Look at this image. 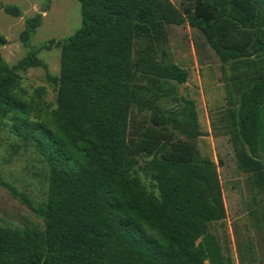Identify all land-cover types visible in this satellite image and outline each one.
Masks as SVG:
<instances>
[{
  "label": "trees",
  "instance_id": "trees-1",
  "mask_svg": "<svg viewBox=\"0 0 264 264\" xmlns=\"http://www.w3.org/2000/svg\"><path fill=\"white\" fill-rule=\"evenodd\" d=\"M77 1L79 27L45 43L60 48L59 75L48 74L54 108H40L20 87L19 70L46 68L35 52L11 66L0 54V121L11 120L47 167L46 196L35 204L0 173V187L43 220V227L0 225V264H230L207 229L226 213L217 166L196 144L207 134L193 101L157 110L166 94L144 99L138 81L187 80L184 67L154 59L169 23L199 29L222 62L264 59V0H188L183 13L169 0ZM3 9L20 14L13 4ZM41 17L25 19V45ZM236 27L253 33L249 42H229ZM141 109L148 114L136 119ZM236 119L250 155L264 158V79L240 93Z\"/></svg>",
  "mask_w": 264,
  "mask_h": 264
},
{
  "label": "rangeland",
  "instance_id": "rangeland-1",
  "mask_svg": "<svg viewBox=\"0 0 264 264\" xmlns=\"http://www.w3.org/2000/svg\"><path fill=\"white\" fill-rule=\"evenodd\" d=\"M179 12L188 0H169ZM13 4L20 14H7L3 7ZM47 8L43 11V8ZM41 13V23L25 45L21 32L25 19ZM230 25V22H228ZM80 25L77 0H0V33L7 43L0 45L2 59L13 65L29 51L46 64L19 70V84L26 97H33L42 109L56 106V84L48 77L58 76L60 48L50 40H62ZM231 26V25H230ZM166 39L154 53L156 61L176 63L187 69L188 77L178 84L170 80L143 78L138 96L153 101L154 92L166 94L155 101L157 110H177L180 98L193 101L198 127L207 135L196 139L203 157L217 166L226 216L210 222L208 231L223 248H227L230 264H264V158L252 157L242 141L236 112L239 95L255 78L264 79V59L240 57L222 62L202 32L189 25H165ZM253 33L240 27L230 28L229 42L245 44ZM217 36H220L218 32ZM143 43H136L135 49ZM250 50L249 47L245 51ZM136 119L146 111L133 112ZM11 120L0 121V173L18 190L28 194L34 204L43 201L47 188V167L33 145L17 137ZM142 181L148 185L147 179ZM0 225L43 227L39 218L25 203L0 187ZM207 264V262H206Z\"/></svg>",
  "mask_w": 264,
  "mask_h": 264
}]
</instances>
